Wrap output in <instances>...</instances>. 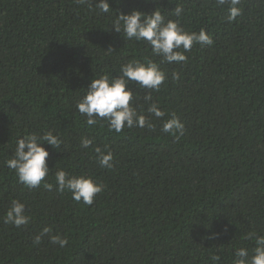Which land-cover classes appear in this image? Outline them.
Masks as SVG:
<instances>
[{"label": "trees", "instance_id": "trees-1", "mask_svg": "<svg viewBox=\"0 0 264 264\" xmlns=\"http://www.w3.org/2000/svg\"><path fill=\"white\" fill-rule=\"evenodd\" d=\"M95 4L0 0V264H233L240 247L253 255L254 237L264 236V0H241L233 22L217 0H160L167 19L204 29L213 44L193 45L187 62L161 64L167 79L151 96L166 116L119 134L103 122L87 126L77 100L92 78L160 58L144 42L110 33L115 13ZM110 4L124 12L156 6ZM178 5L180 17L172 14ZM133 91L146 114L147 90ZM172 114L185 126L178 138L161 131ZM47 131L63 141L62 151L45 145L53 188L29 189L5 161L19 138ZM84 137L94 141L89 148ZM95 147L113 153L111 169L100 166ZM61 168L92 177L103 192L90 206L74 201L56 190ZM13 199L26 205V225L4 223ZM45 227L68 244L48 236L35 244Z\"/></svg>", "mask_w": 264, "mask_h": 264}, {"label": "clouds", "instance_id": "clouds-1", "mask_svg": "<svg viewBox=\"0 0 264 264\" xmlns=\"http://www.w3.org/2000/svg\"><path fill=\"white\" fill-rule=\"evenodd\" d=\"M78 3L85 4L88 0H77ZM119 5L120 0H112ZM155 4L151 12L141 11L137 8L129 12L122 11L119 7L113 8L110 0H96L95 8L102 14L115 13L110 33L118 34L123 41L144 42L151 49L152 57H159V62L153 58L145 57L143 60L132 59L121 64L119 74L110 76L108 74L99 75L92 78L85 94L79 98L75 104L78 113L85 117V123L89 127H94L101 122L107 124L109 131L116 134L121 133L125 128H153L154 124L150 117L162 119L166 116L164 110L158 103L152 101L151 92L160 90L161 85L167 79V73L160 67L161 64H180L187 62L185 53L191 51L193 45L210 46L213 44L212 37L201 29L186 31L178 20L167 19L160 6V0H149ZM219 5H228V22H233L242 14V9L238 6L241 0H217ZM91 7V5H89ZM184 9L177 6L172 14L180 17ZM174 80L179 79L176 72L172 73ZM147 90L143 99L148 103L146 114L138 110L133 87ZM161 131L173 137L183 136L185 126L180 119L172 114L170 118L164 120ZM94 143L93 139L84 137L80 144L83 148H89ZM45 145L51 149L62 151L63 141L59 135L52 131H47L43 135L37 133L25 134L16 142V148L12 158L5 161L6 166L15 172L18 182L29 189L39 188L41 183L48 190H52L53 184L47 182L52 168L48 166L47 160L50 152ZM97 161L101 167L111 169L114 166V156L110 150L95 147ZM56 190L63 193H71L72 199L76 202H83L85 205H92L98 194L103 192L104 185L97 182L90 176L72 175L63 168L58 169L54 176ZM26 213V205L17 199L11 201L4 217V223L12 224L15 227L26 225L29 222ZM227 228H225V232ZM50 227L43 228L38 234L34 243L39 244L43 237L48 236L52 244L63 248L68 244L66 238L59 234L50 235ZM218 234H214L213 239ZM254 234H249L253 238ZM256 247L253 255L249 256V251L245 247L235 250V260L233 264H264V236H255ZM213 261L219 260L218 256L212 257Z\"/></svg>", "mask_w": 264, "mask_h": 264}]
</instances>
